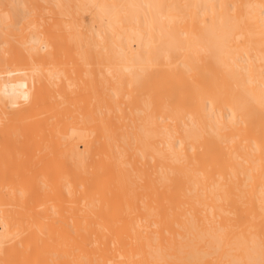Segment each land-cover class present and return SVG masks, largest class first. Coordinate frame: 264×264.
Wrapping results in <instances>:
<instances>
[{"label":"bare ground","instance_id":"bare-ground-1","mask_svg":"<svg viewBox=\"0 0 264 264\" xmlns=\"http://www.w3.org/2000/svg\"><path fill=\"white\" fill-rule=\"evenodd\" d=\"M0 264H264V0H0Z\"/></svg>","mask_w":264,"mask_h":264}]
</instances>
